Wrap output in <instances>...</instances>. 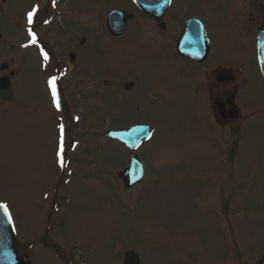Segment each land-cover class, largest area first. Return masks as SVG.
<instances>
[{
  "label": "rangeland",
  "instance_id": "rangeland-1",
  "mask_svg": "<svg viewBox=\"0 0 264 264\" xmlns=\"http://www.w3.org/2000/svg\"><path fill=\"white\" fill-rule=\"evenodd\" d=\"M42 1L0 0V61L10 60L18 72L10 99L0 95V203L20 255L33 264H123L131 249L140 264H264V81L253 49L256 28L244 40L237 29L245 0L172 6L175 16L199 15L212 34L214 50L202 65L208 79L217 64L239 69L238 91L228 88L243 121L224 127L212 119V94L196 91L199 68L170 50L175 29H157L161 39L152 38L149 18L131 6L141 19L109 38L106 12L127 0H76L78 19L69 8L74 1L59 0L62 16L56 26L39 28L40 36L59 49L71 47L76 34L94 43L80 50V79L76 70L63 81L71 94L74 81L94 72L69 101L79 121L64 123L62 146H76L64 171L42 55L26 46L25 11ZM127 74L139 88L121 99ZM142 122L153 134L136 151L104 135ZM131 153L144 177L124 189L117 173Z\"/></svg>",
  "mask_w": 264,
  "mask_h": 264
},
{
  "label": "flooded vegetation",
  "instance_id": "flooded-vegetation-1",
  "mask_svg": "<svg viewBox=\"0 0 264 264\" xmlns=\"http://www.w3.org/2000/svg\"><path fill=\"white\" fill-rule=\"evenodd\" d=\"M73 1H74V5L72 7H69L71 9V16L74 17L75 19H78L79 18L78 1L76 0ZM175 1L176 0L170 1L169 6L163 12L159 20H155L148 17L147 15L143 14L137 7H133V8L136 9L142 16L149 18L148 21H146V24H147V30L150 32V36H152V38L156 40L161 39V36L158 35L159 33L157 32V29H160L161 31H165V29H175L173 33L171 34L168 33L170 37V42H169L170 50L172 51L173 55L176 56L177 58L184 61L187 60L189 62H192L194 65H196L199 68L201 72L200 74H202V80L200 83L199 81L196 82V86H197L196 91H199L201 94H204L206 97H207V93L212 94L210 98L211 101L210 105L212 106L214 104L213 105L214 110H211V115L212 117H214V121L216 122V124L223 126L224 122L228 121L227 117H229V109L231 105L235 104L234 102L235 98L230 97L228 87H232L231 89L233 90L234 93L238 91V83L235 80L238 70L235 69L236 71H230L227 65L217 64L216 66L211 67L210 69L211 70L210 73H212V76H214L213 80L211 81V79L207 78V73H208L207 70L209 71V68L203 69L202 65L204 66L206 65L208 58L211 55V48H212L211 41H213L212 34H210L209 31L207 30V26H205V29L209 39L210 53L208 54V57L204 62L201 63L194 62L191 59L181 57L177 53L176 51L177 38L178 35L181 33V30L183 29L185 22L191 17L197 16L200 18V16L197 14H190L187 16H183V15L175 16L172 11V6ZM58 2L59 0H48L47 2L46 0H43L42 2H37L38 3L37 6L29 9V13L30 12L33 13L32 11L34 9L35 10L34 13H36V16L34 18L32 17L31 23H29V18L27 17L26 22L29 29V33L35 35L34 37L35 42L39 46L40 54L42 55V59H43L42 63L45 66L44 69H45L46 80L48 79L52 80V78L55 77L56 86H57V98L59 100L60 107L59 109H57L54 108L53 105L51 107V105L49 104V109L51 110V113L54 112L56 116L55 119L56 123L58 125H62L63 122H66L68 124H73L76 122L77 115L79 114L77 112L76 114L75 110L71 106H69V101L72 100L73 91L76 88L79 89L86 86L88 81L90 82V80L92 79L93 77L92 75H94L93 74L94 72H90L89 75L86 76L83 82H81L80 80H77L76 82L74 81L75 85H71V94L69 91L67 93L64 91L63 81L65 78H69V75L72 72L74 73L76 70L77 71L73 77L74 79L79 78L82 72L83 65L86 62L80 58V50L87 49L89 47L91 48L94 45V43H92L93 39L90 35L79 36L78 34H76L72 36L70 40L71 47L67 49L66 48L59 49L55 47L56 45H54L53 42L48 43V41L44 37L40 36L39 33L41 32H39L38 30L39 28L41 27L48 28L50 26L52 27L56 26L57 23L54 22V20H56V17L59 18L60 16H62L63 14L62 10L56 7V4ZM131 4L132 2L128 0V3H126L125 5L122 6L115 5L114 7L131 11L132 10ZM241 6L242 7L240 9L241 10L240 12L243 21L237 29L241 30V35H240L241 37L240 36L238 37L244 40V36L248 35L251 29H255L264 23V2L261 3L258 0H245L244 3L241 4ZM38 15H40V17H37ZM137 15L138 14L134 12V17L128 20L125 31L120 37H122L125 34L127 28L138 23L139 19L141 18L137 17ZM58 23L60 24V21ZM60 25L61 27H63L62 23ZM106 36L111 38L109 33H107ZM158 47L161 48L163 47V45L159 44ZM45 54L47 56V59L45 58ZM5 63L7 64V67L2 68L0 61V76L8 75L9 85L5 89H0V95L8 94L7 98L10 99L9 93L12 91L11 89L13 87V79L15 78L16 70L14 64L10 60L5 61ZM11 70H14L13 74H10ZM127 76H129L127 78L128 81L123 85L124 94L121 93L120 96L121 99H124L125 96H128L126 92H130L129 90L134 92L135 89L139 88L138 87L139 79L134 78L133 75L127 74ZM127 83H131V84H127ZM207 83L208 85H206ZM209 83H212L210 87H209ZM44 93H45V97L48 98V93L46 89L44 90ZM76 94L79 93L78 92L75 93V96ZM143 95L140 98H142ZM48 102L50 103L49 98H48ZM51 102L53 103L52 96H51ZM239 117L240 116L238 113V118Z\"/></svg>",
  "mask_w": 264,
  "mask_h": 264
},
{
  "label": "water",
  "instance_id": "water-1",
  "mask_svg": "<svg viewBox=\"0 0 264 264\" xmlns=\"http://www.w3.org/2000/svg\"><path fill=\"white\" fill-rule=\"evenodd\" d=\"M135 1L144 12L150 16L156 17L157 9L161 12L169 0H160V3L155 6L145 3L143 0ZM130 16L131 14H126L120 10L110 11L107 16V27L109 31L116 36L119 35L124 28L126 18ZM182 38L183 42L181 45L186 49L184 51L181 50V52L186 56L196 58V60L201 61L207 53L206 44L202 51H197L198 47L195 45L194 40L189 37V30L186 28ZM256 46L259 65L264 78V25L260 27L258 32ZM196 52H199L198 55H193ZM6 79L7 77L5 79L0 78V88L7 87L8 83L5 82ZM149 133V127L144 125L133 126L124 131H109L107 132V135L118 139L131 148H134L143 139L147 138ZM118 175L122 178L124 187L128 188L142 180V165L135 156H132L128 165L121 169ZM24 262L25 257L19 255L12 223L8 222V217L5 215L3 209H0V264H24ZM124 264H139V257L133 251H127L125 253Z\"/></svg>",
  "mask_w": 264,
  "mask_h": 264
},
{
  "label": "snow or ice",
  "instance_id": "snow-or-ice-1",
  "mask_svg": "<svg viewBox=\"0 0 264 264\" xmlns=\"http://www.w3.org/2000/svg\"><path fill=\"white\" fill-rule=\"evenodd\" d=\"M32 16H33V13L30 12L28 14L29 23L32 22ZM45 58L47 59L46 54H45ZM49 84H50L51 89H52L53 103L55 104L56 108L59 109L60 104H59V101H58V98H57V86H56L55 77H53L52 80L49 81ZM61 132L63 133V127L62 126H61ZM62 151H63V147L61 145V154H62ZM0 209H3L5 215L8 217V222L10 223L11 222V215L8 212L7 205L0 204Z\"/></svg>",
  "mask_w": 264,
  "mask_h": 264
},
{
  "label": "bare ground",
  "instance_id": "bare-ground-1",
  "mask_svg": "<svg viewBox=\"0 0 264 264\" xmlns=\"http://www.w3.org/2000/svg\"><path fill=\"white\" fill-rule=\"evenodd\" d=\"M203 62V61H202Z\"/></svg>",
  "mask_w": 264,
  "mask_h": 264
}]
</instances>
